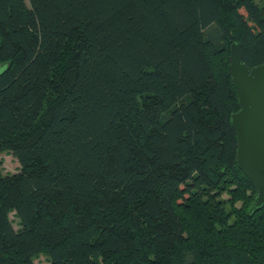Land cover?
I'll return each mask as SVG.
<instances>
[{
    "label": "trees",
    "instance_id": "trees-1",
    "mask_svg": "<svg viewBox=\"0 0 264 264\" xmlns=\"http://www.w3.org/2000/svg\"><path fill=\"white\" fill-rule=\"evenodd\" d=\"M234 42L264 62V0H0V264H264Z\"/></svg>",
    "mask_w": 264,
    "mask_h": 264
},
{
    "label": "water",
    "instance_id": "water-1",
    "mask_svg": "<svg viewBox=\"0 0 264 264\" xmlns=\"http://www.w3.org/2000/svg\"><path fill=\"white\" fill-rule=\"evenodd\" d=\"M228 67L238 103L229 119L237 140L235 161L256 190L247 210L252 216L264 207V62L249 69L234 42L229 47ZM7 69L8 64H0V76Z\"/></svg>",
    "mask_w": 264,
    "mask_h": 264
},
{
    "label": "rangeland",
    "instance_id": "rangeland-1",
    "mask_svg": "<svg viewBox=\"0 0 264 264\" xmlns=\"http://www.w3.org/2000/svg\"><path fill=\"white\" fill-rule=\"evenodd\" d=\"M19 170L20 165L10 151L0 152V174L3 176H11L18 173ZM8 218L15 230H19L21 228L19 219L14 211H9ZM31 260L33 264H51L49 258L42 253L35 254Z\"/></svg>",
    "mask_w": 264,
    "mask_h": 264
}]
</instances>
